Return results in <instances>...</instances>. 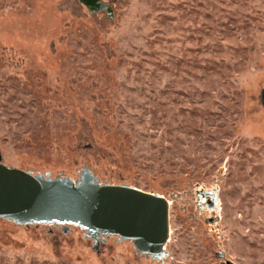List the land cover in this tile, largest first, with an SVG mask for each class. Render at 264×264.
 <instances>
[{
	"label": "rangeland",
	"instance_id": "obj_1",
	"mask_svg": "<svg viewBox=\"0 0 264 264\" xmlns=\"http://www.w3.org/2000/svg\"><path fill=\"white\" fill-rule=\"evenodd\" d=\"M105 2L0 0V161L162 194L163 254L0 218V264H264V0Z\"/></svg>",
	"mask_w": 264,
	"mask_h": 264
},
{
	"label": "water",
	"instance_id": "obj_2",
	"mask_svg": "<svg viewBox=\"0 0 264 264\" xmlns=\"http://www.w3.org/2000/svg\"><path fill=\"white\" fill-rule=\"evenodd\" d=\"M78 1L92 12L109 9L107 0ZM0 218L21 225L59 224L64 231L73 225L94 240L115 234L151 258L163 254L169 236L167 198L133 185L100 183L86 167L73 181L0 161Z\"/></svg>",
	"mask_w": 264,
	"mask_h": 264
},
{
	"label": "bare ground",
	"instance_id": "obj_3",
	"mask_svg": "<svg viewBox=\"0 0 264 264\" xmlns=\"http://www.w3.org/2000/svg\"><path fill=\"white\" fill-rule=\"evenodd\" d=\"M168 202H169V206H170V204H171V203H170V201H169V200H168Z\"/></svg>",
	"mask_w": 264,
	"mask_h": 264
}]
</instances>
